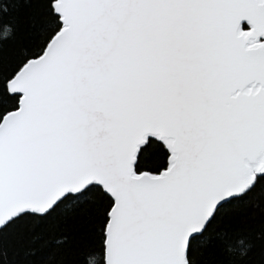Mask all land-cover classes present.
Here are the masks:
<instances>
[{
  "label": "snow or ice",
  "instance_id": "1",
  "mask_svg": "<svg viewBox=\"0 0 264 264\" xmlns=\"http://www.w3.org/2000/svg\"><path fill=\"white\" fill-rule=\"evenodd\" d=\"M0 264H264V0H0Z\"/></svg>",
  "mask_w": 264,
  "mask_h": 264
},
{
  "label": "clouds",
  "instance_id": "2",
  "mask_svg": "<svg viewBox=\"0 0 264 264\" xmlns=\"http://www.w3.org/2000/svg\"><path fill=\"white\" fill-rule=\"evenodd\" d=\"M89 259L92 260V259H94V258H93V257H90Z\"/></svg>",
  "mask_w": 264,
  "mask_h": 264
}]
</instances>
